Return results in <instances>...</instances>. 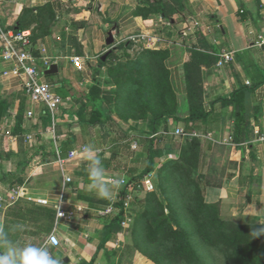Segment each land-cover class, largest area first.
Listing matches in <instances>:
<instances>
[{"label":"crops","instance_id":"obj_1","mask_svg":"<svg viewBox=\"0 0 264 264\" xmlns=\"http://www.w3.org/2000/svg\"><path fill=\"white\" fill-rule=\"evenodd\" d=\"M0 26L5 31H16V27L32 33L40 82L52 85L63 98L54 119L44 105L32 103L23 79L5 76L15 63L4 60L0 41V102L4 103L0 197L22 188L24 196L17 200V206L56 212L54 222L46 214L31 215L35 221L40 220L32 223L30 219L20 234L21 242L48 246L62 264L65 259L69 263L64 264H155L136 247L133 230L128 229L138 217L131 214L132 206L125 215L127 226L103 246L109 216L100 212L112 206L125 187L116 188L111 199L98 198L88 190V161L83 148L94 145L99 149L106 183L123 178L131 185L149 163L148 148L137 151L138 144L135 151L133 137L146 141L158 136L155 139L162 140L163 157L149 175L155 191L157 173L167 161H178L187 143L184 138L181 146L166 141L172 139L171 132L186 129L190 110L201 100L209 115L197 122L192 132L203 138L196 139L202 148L201 172L209 182L205 186L206 202L221 203V208H227L235 219L264 222V47L254 46L264 33V0H0ZM110 31L113 46L107 44ZM42 47L53 62L48 68L39 59ZM195 50L214 57L232 52L235 60L219 67L218 62L196 59ZM148 51L167 53L166 66L177 97V122L162 121L155 130L150 118L121 119L118 113L126 109L132 82L119 85L116 72L113 75L109 71L137 65ZM74 57L82 59L80 69L72 62ZM101 58L103 62L109 59V64L101 66ZM61 63L65 74L60 78ZM53 65L58 66V73L46 75ZM56 75L54 81L47 79ZM95 83L102 87L103 98L109 92L101 105L109 121L89 126L80 121L90 117L85 95ZM238 91H244L242 122L236 120L237 107L221 101L231 99ZM237 124L243 134H235ZM98 128L103 134L93 137L91 132ZM125 144L131 145V155L123 156ZM75 150L79 154L70 158ZM68 178L70 183L66 182ZM143 181H136L133 189L143 188L145 195L154 192L147 191ZM15 204L0 209V227L5 228L7 212ZM59 208L73 212L74 217L58 220ZM135 210L141 212L140 205ZM53 232L61 241L60 249L47 244ZM41 238L45 241L40 243Z\"/></svg>","mask_w":264,"mask_h":264},{"label":"trees","instance_id":"obj_2","mask_svg":"<svg viewBox=\"0 0 264 264\" xmlns=\"http://www.w3.org/2000/svg\"><path fill=\"white\" fill-rule=\"evenodd\" d=\"M13 29L16 32L23 31V28L17 30L16 27H13ZM113 55L112 52L109 57ZM145 55V60L139 61L135 66L127 64L123 69H120L121 66L116 67L120 69L118 71H113V69L109 71L113 75L116 72L115 79L119 85L132 82L126 109L118 113L119 116L125 120L130 118L134 121L150 118L152 129L155 130L157 129L155 125H159L162 121L173 119L177 122L175 117L177 97L166 66L167 53L148 51ZM194 56L205 63L219 61L218 57L203 51L195 50ZM108 64L109 59L103 62L101 58V66ZM243 92L238 91L232 95L231 99L221 100L224 105L237 107L236 120L238 122L243 121ZM103 93V89L98 83L90 88L89 93L85 95L87 113L89 112L90 117L83 118L80 122L96 126L109 121L101 112V105L109 94L106 93L103 98ZM197 97H201V94H197ZM3 105L4 103L0 102V120L3 114L1 113ZM190 113V117L185 120L186 129L184 130L186 132H192L194 125L209 115L202 100L197 107L190 110ZM235 130L236 135L243 134L240 124L236 125ZM155 138L146 140L149 163L146 170L138 178L133 179L132 184L151 175L158 160L163 157V150L157 148ZM201 159L200 140L192 138L183 147L178 161H167L163 164L157 173V189L152 193H146L144 200L139 203L141 212L136 218L133 229L136 247L155 264H205L193 243V239H197L208 252L217 255L222 264H264V234L257 236L254 232L264 229V223H241L225 219L221 216V203L209 204L206 202L205 186L209 182L207 176L201 172ZM129 189L130 186L125 187L121 191L119 199L113 204L115 213L109 216V223L104 231L103 246L123 230L126 218L124 203ZM21 206L25 209L17 208V213H14L13 216L23 225L30 222V219L32 223L35 221L34 216L31 217L33 214H46L48 219H52L53 222L55 220L54 209L42 207L31 209L21 204L18 207ZM179 208L190 222L193 233L190 234L186 230L178 217ZM9 215L6 219L8 224L11 217ZM17 238L19 240V236ZM144 244L155 248L160 257L147 255L142 250L141 245Z\"/></svg>","mask_w":264,"mask_h":264},{"label":"built area","instance_id":"obj_3","mask_svg":"<svg viewBox=\"0 0 264 264\" xmlns=\"http://www.w3.org/2000/svg\"><path fill=\"white\" fill-rule=\"evenodd\" d=\"M32 33L30 31H5L0 26V41H1V48L3 50L2 57L5 61L14 62V68L10 72H6L5 76H13L19 77L23 79V85L27 92V95L32 103L38 105H44L52 116L55 118L56 113L59 111V108L63 102V98L55 92V89L52 85L47 83H41L40 77L41 72L37 68L36 61L38 58L35 57L33 52V46L31 42ZM135 40L136 38H132ZM255 47L263 48L264 47V33L260 35L255 42ZM47 51L45 48H41V57L39 58L42 60V63L45 67H50L52 65L51 58L46 55ZM219 61L217 65L219 67H223L229 63H232L235 60L234 53L232 52H222L219 55ZM74 65L80 69L82 66V59L79 57H74L71 59ZM176 136L181 138H200L201 135L198 132H186L182 128H178L173 133ZM155 137V136H153ZM152 137V138H153ZM132 148L135 150L138 148V142H134ZM79 153L78 151H73L70 153V158L77 156ZM64 161H61L63 164ZM124 181V180H123ZM67 183L71 182V179H66ZM144 187H146L147 191H154V186L152 181L149 177H146L142 182ZM134 184L131 185L124 181L120 186L128 187L130 186L131 191H129L127 198L124 203L125 207V214L130 209L133 203V195L132 191ZM24 196V192L22 188H15L12 189L8 196H1L0 197V209H5L7 206H12L17 202L18 199ZM115 213V207L112 205L108 207L105 211H101V216H111ZM73 212H65L62 209H58L57 218L58 220H71L74 217ZM129 220L125 218L123 223V227H126ZM47 244L51 245L54 248H59L61 246V241L58 235L53 232L47 241Z\"/></svg>","mask_w":264,"mask_h":264},{"label":"clouds","instance_id":"obj_4","mask_svg":"<svg viewBox=\"0 0 264 264\" xmlns=\"http://www.w3.org/2000/svg\"><path fill=\"white\" fill-rule=\"evenodd\" d=\"M99 149L94 145L83 148L87 163L88 183L85 187L94 192L98 198L111 199L124 181L123 178L113 179L111 184L105 182V168L102 159L97 155ZM21 226L11 228L0 227V264H62L46 245L24 243L15 239L14 231ZM257 236L264 234V229L254 231Z\"/></svg>","mask_w":264,"mask_h":264},{"label":"rangeland","instance_id":"obj_5","mask_svg":"<svg viewBox=\"0 0 264 264\" xmlns=\"http://www.w3.org/2000/svg\"><path fill=\"white\" fill-rule=\"evenodd\" d=\"M124 66H126V65H124ZM65 74V72H64V70H63V64L61 63V65H60V74H59V77L61 78L62 77V75H64ZM58 75H56V76H47V79L48 80H51V81H54V79L57 77ZM152 87V86H151ZM153 88V87H152ZM151 88V89H152ZM146 89H147V87H146ZM107 93H109V92H107ZM109 95V94H108ZM115 115V114H114ZM123 121H125V119H123V118H121ZM101 134H103V132H102V130L101 129H96V131L95 132H91V135L94 137V135H101ZM121 134V136H119L120 137V139H122V137H124V133L123 132H121L120 133ZM170 135H173L174 136V134L171 132V134ZM170 136V137H172V139H168L166 142H167V144H169V145H171V146H173V144H176L175 146H181L182 145V143H183V138H181V137H177V136ZM156 138H157V136H155ZM168 137V136H167ZM132 138V137H131ZM130 138V139H131ZM138 137H133V139H132V141H131V143L133 144L134 142H138V144H139V148H138V150L137 151H139V149H143L145 146H146V141L144 140V141H141L139 138L137 139ZM201 138V137H200ZM201 139H203V138H201ZM156 140V139H155ZM191 140V139H190ZM204 140H205V138H204ZM188 141V140H187ZM205 141H207V140H205ZM162 140L161 141H156V143H157V148H160V149H162L163 150V145H162ZM130 143V144H131ZM131 144V145H132ZM108 145V144H107ZM131 145L130 146H128L127 144H125L124 145V149H123V151H122V154H123V156H126V155H131L134 151L132 150V148H131ZM222 145H224V144H218V146H222ZM130 147V148H129ZM133 151V152H132ZM136 151V150H135ZM54 167V166H53ZM121 171H122V169H120ZM53 171H57V170H55V169H53ZM55 173H57V172H55ZM124 174H126L125 175V177H129L130 178V175L128 174V173H124ZM219 175H216V177H218ZM56 178H57V175H56ZM133 180H131V182H132ZM213 183H216V182H213ZM135 188L136 189H134L133 191H132V195H133V203H132V209H131V214L135 217L136 216V214L137 215H139L140 214V210H135V209H137V207L140 205L139 203H141L143 200H144V198H145V192H144V190H143V188H139L138 186H135ZM25 207H28V208H30L29 206H25ZM17 208H24V207H18L17 205H15L14 207H12V208H10L9 210H8V214L7 215H9V213H10V215L9 216H11L10 218H9V224L8 223H6V225H5V228H11V227H14V226H16V225H20L21 226V228H20V230H18V231H14L13 233H12V235H13V237L15 238V239H18L17 237L19 236V240L20 239H22V237L20 238V234H21V232L22 231H24V229L26 228V226H28V222H26L25 223V225H23V223L20 221V220H17V218L16 217H14L13 216V214L14 213H17ZM25 209V208H24ZM179 210V216L178 217H180V220L182 221V223L184 224V226H185V228H186V230L191 234V233H193V229H192V226H191V224H190V222L188 221V219H187V217L185 216V214L183 213V211L182 210H180V208L178 209ZM221 216L223 217V218H225V219H231V220H236L237 222H241V223H264V222H260V221H258V220H254V219H251V218H247V219H245V218H239V219H235V218H233V217H231V215L229 214V211H228V209L227 208H225V207H223V208H221ZM134 224H135V222H134ZM134 224H133V226H131V227H129L128 229H130V230H133L134 229ZM25 227V228H24ZM43 240L45 241V239L44 238H41L40 239V243L41 242H43ZM63 243H66L64 240H63ZM193 243L195 244V246H196V248H197V251H198V253L200 254V256H201V258L205 261V264H222V262H220L219 261V258H218V256L217 255H215V254H213L212 252H208L205 248H204V246L202 245V243L199 241V240H197V239H193ZM145 245V244H144ZM144 245H141L142 247H143V251H145V253L147 254V255H149L150 257H160L159 256V254H158V252H157V250L155 249V248H153V247H151V246H149L148 244H146L145 246ZM60 249V248H59ZM164 264V263H163ZM166 264V263H165Z\"/></svg>","mask_w":264,"mask_h":264},{"label":"water","instance_id":"obj_6","mask_svg":"<svg viewBox=\"0 0 264 264\" xmlns=\"http://www.w3.org/2000/svg\"><path fill=\"white\" fill-rule=\"evenodd\" d=\"M92 1L95 2L96 0H92ZM114 43H115V40H114V37H113V31H110V32L108 33L107 44H108L109 46H113ZM108 55H109V53H107V54L103 57V61H105V60L107 59ZM57 73H58V66H57V65H53V66L51 67V69L48 70V71L46 72V75H53V74H57ZM64 263H69V259H65L64 262H63V264H64Z\"/></svg>","mask_w":264,"mask_h":264}]
</instances>
